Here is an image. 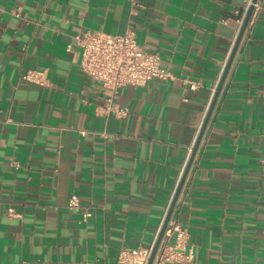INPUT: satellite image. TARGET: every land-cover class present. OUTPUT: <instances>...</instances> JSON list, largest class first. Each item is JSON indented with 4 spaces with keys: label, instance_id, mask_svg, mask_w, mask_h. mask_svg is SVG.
Masks as SVG:
<instances>
[{
    "label": "crops",
    "instance_id": "0c3cea01",
    "mask_svg": "<svg viewBox=\"0 0 264 264\" xmlns=\"http://www.w3.org/2000/svg\"><path fill=\"white\" fill-rule=\"evenodd\" d=\"M245 11V0H0V264H119L120 248L153 246ZM126 31L169 77L123 85L120 116L102 111L109 92L80 69L75 37ZM168 222L199 264H264V0Z\"/></svg>",
    "mask_w": 264,
    "mask_h": 264
},
{
    "label": "built area",
    "instance_id": "2783aa9c",
    "mask_svg": "<svg viewBox=\"0 0 264 264\" xmlns=\"http://www.w3.org/2000/svg\"><path fill=\"white\" fill-rule=\"evenodd\" d=\"M251 0H245L246 9ZM243 19V17H242ZM241 19V22H242ZM81 47L80 69L97 80L109 93L101 106L104 113L114 112L124 116L125 108L114 104V97L119 89L126 84L146 85L152 79L165 80L169 71L161 64L158 52L140 43L134 32L126 31L121 34L106 32L84 33L75 37ZM23 79L44 85L47 82L45 70L26 69ZM194 88L196 83L188 81ZM78 199L71 197L68 207H77ZM9 216H15L12 208L8 209ZM87 215V214H86ZM85 215V216H86ZM164 235L173 237V242H161L154 256V264H199L194 260V254L187 249V231L178 222H168ZM152 247H123L117 255L119 264H147Z\"/></svg>",
    "mask_w": 264,
    "mask_h": 264
},
{
    "label": "water",
    "instance_id": "95a60500",
    "mask_svg": "<svg viewBox=\"0 0 264 264\" xmlns=\"http://www.w3.org/2000/svg\"><path fill=\"white\" fill-rule=\"evenodd\" d=\"M256 3H257V0H251L250 4L248 5V7H247V9H246V11H245V14H244V16H243V19H242V22H241V25H240V29H239L238 35H237V37H236V40H235V42H234V45H233V48H232L231 54H230V56H229V59H228V61H227V63H226V66H225V68H224V71H223V73H222V76H221V78H220V81H219V83H218V86H217L216 92H215V94H214V97H213V99H212V101H211V103H210V105H209V108H208L207 114H206V116H205V118H204V121H203L201 127H200V130H199V132H198V135H197V138H196V140H195V143H194V145H193V147H192V152H191V155H190L189 161H188V163H187V165H186L185 171H184V173H183V175H182V177H181V179H180V181H179V183H178V185H177V187H176V190H175V192H174V195H173V197H172V199H171V202H170V204H169L168 210H167L166 215H165V217H164L163 223H162V225H161V227H160V230H159L158 236H157V238H156V241H155V243H154L153 246H152L151 255H150V257H149V260H148V263H147V264H152L153 259H154V256H155V254H156V252H157V249H158V247H159V245H160V243H161L162 237H163V235H164V230H165V228H166V226H167V223H168V221H169V218H170L171 212H172V210H173L174 204H175V202H176V200H177V197H178V195H179V192H180V190H181V188H182V185H183V183H184L185 177H186V175H187V173H188V170H189V168H190V165H191V163H192V160H193V158H194V156H195V153H196V151H197V148H198V145H199L200 139H201L202 134H203V132H204V130H205V127H206V124H207L208 119H209V117H210V114H211V112H212V110H213L214 104H215V102H216V98H217V96H218V94H219V92H220V89H221V87H222V84H223V82H224V79H225V77H226V74H227V72H228V69H229L230 63H231V61H232V59H233V56H234L235 51H236V49H237V46H238V44H239V42H240V39H241V37H242V35H243V32H244L245 28H246V26H247V24H248V22H249V19H250V17H251V14H252V12H253V9H254V6H255Z\"/></svg>",
    "mask_w": 264,
    "mask_h": 264
}]
</instances>
